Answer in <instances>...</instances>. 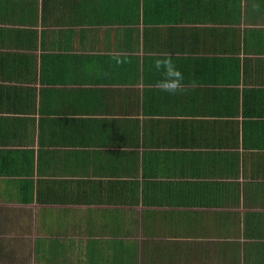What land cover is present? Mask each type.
<instances>
[{
  "label": "crops",
  "instance_id": "obj_1",
  "mask_svg": "<svg viewBox=\"0 0 264 264\" xmlns=\"http://www.w3.org/2000/svg\"><path fill=\"white\" fill-rule=\"evenodd\" d=\"M41 181L81 199L18 201L58 194ZM70 206L139 233L86 264H264V0H0V264L31 208L60 229Z\"/></svg>",
  "mask_w": 264,
  "mask_h": 264
},
{
  "label": "rangeland",
  "instance_id": "obj_2",
  "mask_svg": "<svg viewBox=\"0 0 264 264\" xmlns=\"http://www.w3.org/2000/svg\"><path fill=\"white\" fill-rule=\"evenodd\" d=\"M37 205V204H36ZM38 206V205H37ZM70 210H61L62 216L65 219L64 226L60 229H45L46 227H55V221L50 220V216L54 215L56 210H44L43 221L45 227L39 219V210L31 208V223L24 230H15L14 245L15 251L12 256L14 264H86L80 259V256L85 251L89 253H135L138 242L139 233L135 229L123 228L124 224H120L117 220L112 225H118L117 229H123L125 234L117 236L112 230H103L102 228H94V234H91V229L74 227V219L77 214L74 206L69 207ZM60 216V215H59ZM58 216V217H59ZM103 216V215H102ZM174 231V230H173ZM123 232V233H124ZM128 232V233H126ZM23 233V234H22ZM56 234V235H55ZM58 234V235H57ZM99 235L94 241V244H87L90 241L88 236ZM52 235L62 244L57 246L56 241H52ZM112 235V236H111ZM54 237V236H53ZM61 237V238H60ZM121 237L122 239H120ZM115 238V239H114ZM101 242H100V240ZM52 241V242H51ZM139 243V242H138ZM17 253L19 254L18 256ZM11 255V253L9 254ZM96 254H92L94 256ZM34 257V258H33ZM17 259L18 261H15ZM36 259V260H35ZM46 259V260H45ZM94 264H136L135 261H95Z\"/></svg>",
  "mask_w": 264,
  "mask_h": 264
},
{
  "label": "trees",
  "instance_id": "obj_3",
  "mask_svg": "<svg viewBox=\"0 0 264 264\" xmlns=\"http://www.w3.org/2000/svg\"><path fill=\"white\" fill-rule=\"evenodd\" d=\"M56 183V182H55ZM59 184H56L59 185L57 187L54 186V182H38V186H37V191L38 190H42L45 188V186H49L48 188L46 187L45 190H53V189H56L59 190L58 194L56 195H44V196H41V195H37L35 198L31 196L27 197H18V201L19 202H22V203H31L33 202V200H36L37 203L39 204H63V205H74V203H77L78 200H80L81 198H75L74 197V192H71L72 194L71 195H68L69 192L65 191V190H74V181H68V182H58ZM29 190H32L33 189V185H32V182H29ZM24 188H26V186H24ZM63 190V191H62ZM31 193V191H30ZM39 194V193H37ZM116 215H114L113 217V214L109 216V219L110 220H116L115 219ZM116 227L112 228L111 230L114 232L115 235H121V234H124V230L123 229H117L118 225L114 224ZM110 231V230H109Z\"/></svg>",
  "mask_w": 264,
  "mask_h": 264
},
{
  "label": "clouds",
  "instance_id": "obj_4",
  "mask_svg": "<svg viewBox=\"0 0 264 264\" xmlns=\"http://www.w3.org/2000/svg\"><path fill=\"white\" fill-rule=\"evenodd\" d=\"M117 63H120L118 59ZM154 67L157 71L163 70V79L155 85L157 89L169 94L183 90V74L177 69L169 54H162L160 58L155 59Z\"/></svg>",
  "mask_w": 264,
  "mask_h": 264
}]
</instances>
